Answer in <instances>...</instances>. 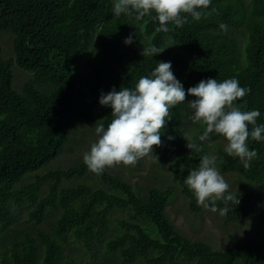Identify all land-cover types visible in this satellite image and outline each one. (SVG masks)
Wrapping results in <instances>:
<instances>
[{
    "label": "trees",
    "instance_id": "16d2710c",
    "mask_svg": "<svg viewBox=\"0 0 264 264\" xmlns=\"http://www.w3.org/2000/svg\"><path fill=\"white\" fill-rule=\"evenodd\" d=\"M114 2L0 0V33L13 35L12 56L4 57L0 46V230L13 220L12 204L30 205L29 218L36 222L50 213L55 217L52 236L41 229L40 242L26 236L12 244L10 259L0 264H264V236L257 232L221 249L186 236L165 211L173 196L171 187L140 192L106 169L91 172L83 161L15 188L23 176L67 149L79 122L107 127L113 117L111 107L99 103L101 95L134 89L161 61L171 62L186 93L202 79H238L250 91L234 103L242 111L258 110L256 123L264 125V0H211L208 8L198 9L210 15L197 21L182 14L187 22L182 27L170 22L167 33L156 31L154 12L139 20L134 11L115 16ZM128 37L131 43H125ZM149 44L166 48L142 56ZM14 66L30 73L20 89L13 87ZM187 99L196 97L187 94ZM169 111L162 143L153 147V155L180 181L190 208L201 210L184 180L204 155L215 152L220 172L236 173L259 187L231 192L239 197L236 205L221 200L216 206L228 209L227 222L240 223L253 214L264 230V140L248 138L249 150L258 156L245 169L239 157L199 139L206 125L191 121L193 110L187 104ZM188 127L194 129L192 134ZM188 135L199 148L192 150V159L181 156ZM221 138L225 137L210 133L207 140ZM89 174L95 176L91 179ZM73 178L86 182L59 187L62 179ZM45 181L51 182L46 191ZM117 210L124 214L111 216ZM68 235L91 252V259L64 254Z\"/></svg>",
    "mask_w": 264,
    "mask_h": 264
},
{
    "label": "clouds",
    "instance_id": "9594fccd",
    "mask_svg": "<svg viewBox=\"0 0 264 264\" xmlns=\"http://www.w3.org/2000/svg\"><path fill=\"white\" fill-rule=\"evenodd\" d=\"M210 3L211 0H115L113 14L131 15L134 11L139 20L154 12L155 19L159 21L156 31L167 33L171 30L167 26L170 22L177 27L187 22L182 14H189L197 21L202 16L210 15L198 10L208 8ZM220 27L226 28L225 25ZM131 42V37L126 38L125 43ZM165 48L149 44L143 48L142 56H153ZM171 67V62L161 61L150 76L139 78L134 89H113L101 95L99 103L111 107L113 119L107 127L103 123L96 126L98 140L83 155V161L91 172L101 174L105 167L121 163L135 166L141 158L153 153L154 146L162 143L161 132L170 120L169 110L186 101V92ZM249 91V88L241 87L236 78L222 82L215 78L202 79L187 89L188 95L196 97L188 101L189 108L193 110V121L206 125L199 139H209L210 133L225 137L227 143L224 151L229 156L239 157L245 169L250 168V162L258 156L256 150H249L248 138L264 140V125L256 123L260 112L242 111L234 103ZM249 125L253 126L251 131ZM187 147L199 150L195 143L187 142ZM184 183L194 193L199 206L210 208L212 212L219 211L222 216L226 215L228 209L217 208V201L239 203V197L229 191L230 186L217 167L215 155H204L198 169L190 171Z\"/></svg>",
    "mask_w": 264,
    "mask_h": 264
},
{
    "label": "rangeland",
    "instance_id": "374dc122",
    "mask_svg": "<svg viewBox=\"0 0 264 264\" xmlns=\"http://www.w3.org/2000/svg\"><path fill=\"white\" fill-rule=\"evenodd\" d=\"M0 46L3 50L2 54L4 57L9 58L12 56L13 35L9 33H0ZM81 66L83 68L85 67L84 64H81ZM13 70V87L15 89H20L22 84L29 79L30 73L22 71L17 66H14ZM188 101L190 100L187 99L186 93V101L183 103L188 105ZM191 116H193V114ZM191 121H193L192 117ZM96 126L97 125L95 124L79 122L73 130L71 142L67 149L56 159L51 161V163L37 170L34 174H26L23 176L15 188H19L26 183L34 181L37 175L41 176L46 174L48 171L65 169L79 162H83L84 153L90 151L91 144L98 140V136L95 133ZM188 128L192 134L194 129L192 130V127ZM199 136H201V134ZM188 137H190V135H188ZM187 142L195 143L191 142V137L189 138V141H184V155L181 156L184 159H192L193 151L187 147ZM206 142L208 144L217 143L219 149L222 150H224L227 143L226 138L218 140L206 139ZM215 154L216 153L213 152V155ZM105 169L114 175L126 179L140 192H146L150 188H173V196L170 198L165 209L166 214L170 221L179 230L193 240H202L209 243L216 249H221L230 246L237 238L245 236L248 233L257 232V235L264 236V230L259 226L258 220L253 214L244 217L240 223H236L227 222L225 215H220L219 211L212 212L210 208L205 209L200 206L201 210L193 211L189 206V198L182 192V185L180 184V181L175 179L173 171L156 161L153 153L141 158L135 166H126L121 163L112 167H105ZM220 173L229 184L230 192H247L248 188L255 191L259 190L257 185L249 184V182L236 173ZM89 175L92 176L90 177L91 179L95 176L93 174ZM84 182L86 181L82 178L67 180L62 179L59 183V187H71ZM50 183V181H45V183L42 184V189L46 191ZM92 185L94 186V184ZM97 185L101 186L99 181H97ZM31 209V206L27 204H12L13 220L7 224L5 229L0 230V262L3 258L10 259L12 244L23 241L26 236L35 237L37 241L40 242L38 237L39 229L43 230L50 236L53 235L55 217L50 213L47 214L46 219L36 222L35 220L29 218V211ZM257 209H262V205L259 204ZM123 214V211L117 210L114 211L111 216L117 217L122 216ZM63 246V252L65 255L68 254L72 257L83 258L85 260H89L92 257V255H90L91 252L85 249L79 241L73 239L70 235L67 236ZM95 254L98 256L101 255L100 252H95Z\"/></svg>",
    "mask_w": 264,
    "mask_h": 264
}]
</instances>
